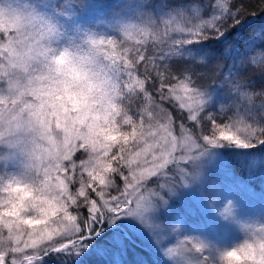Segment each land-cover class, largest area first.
<instances>
[{
	"label": "snow or ice",
	"instance_id": "6c2138e0",
	"mask_svg": "<svg viewBox=\"0 0 264 264\" xmlns=\"http://www.w3.org/2000/svg\"><path fill=\"white\" fill-rule=\"evenodd\" d=\"M209 6L216 12L204 20L201 7ZM242 14V10L233 12L227 0L219 4L192 0L186 8L144 11L135 22L122 24L119 31L124 37H140L131 47L119 36L90 34V43L103 59L104 94L98 109H85L80 103L69 107L67 100L43 99L51 95L45 90L43 64L60 40L58 22L32 6L31 0H0V264H40L48 254L61 251L79 256L104 241L101 233L109 225L114 226L113 243L123 244L122 217L144 225L151 221L160 245L156 237L167 230L152 218L157 198L165 200L164 190L174 192L200 175L198 165L190 168L185 160L195 162L209 146L225 142L245 148L264 144V88L258 94L261 103L256 104L257 94L246 90L249 83L244 76L225 74L222 64L209 67L204 55L186 49L194 41L223 37ZM257 50L264 48L253 46L241 66L251 67ZM176 57L188 59L177 67ZM141 64L143 79L136 76ZM171 66H176L175 74ZM251 70L264 73V67ZM17 74H22L20 79ZM206 74L218 82L206 84ZM215 85L225 86L227 99L215 100ZM149 89L154 95L148 96ZM134 96L149 99L150 108L135 110ZM173 100L187 109L193 127H201L200 135L189 137L194 151L182 149L179 160L171 116L162 107ZM213 104L218 105L214 111ZM222 116L227 122L221 125L217 121ZM161 119L166 123H159ZM69 120L78 125L76 135L66 126ZM77 150L88 156L79 165L72 158ZM170 165L177 170L175 175H170ZM152 183L156 189L149 187ZM76 184L79 188L72 194L69 185ZM98 200L103 203L98 205ZM81 209L84 215L77 222L71 213ZM194 246L200 264H211V256L204 255L208 246L196 237H186L163 251L182 258V250Z\"/></svg>",
	"mask_w": 264,
	"mask_h": 264
},
{
	"label": "rangeland",
	"instance_id": "374dc122",
	"mask_svg": "<svg viewBox=\"0 0 264 264\" xmlns=\"http://www.w3.org/2000/svg\"><path fill=\"white\" fill-rule=\"evenodd\" d=\"M191 2L192 0H118L109 13L96 10L83 16L72 4H67L66 0H31L32 6L53 17L60 25L61 37L58 43L76 41L91 32L97 35L119 36V39L127 40L129 47L134 45L140 37L136 35H133L131 39L124 37L119 31L122 24L135 22L144 11L165 13L175 8H186ZM199 2L204 4L205 0H199ZM214 2L219 4L223 0H214ZM227 2L228 7L236 12L237 9L233 5V1L227 0ZM215 12L216 9L212 6L205 9L201 7L200 15L204 20H210L211 15ZM195 23H200V21H195ZM233 39H235L234 36L224 40L218 51L212 50L213 44L207 43L205 40L194 41L192 44L186 45V49L193 55H204L209 67L222 64L225 74L232 71L244 76L245 82L249 83V88L246 90L257 94L255 103L260 104L261 98L258 97V94L264 88V83H262V87L258 88V82L264 80V73L252 71L251 67L253 69L258 66L264 67V51L257 50L253 54L252 60H250L251 67L241 66L240 62L246 55L252 54L253 46L257 49L264 48V24L259 33L243 46H239ZM176 58L179 60L188 59V57ZM207 76L208 74L204 81L206 84L218 82L208 79ZM214 87L215 100L227 99L225 86L215 85ZM176 103L178 104V102ZM150 106L151 102L141 111L150 108ZM217 106V104H213L210 110H216ZM162 107L166 108L164 105ZM183 111L187 116V109H183ZM129 114L132 115V113ZM171 121V135L175 138L174 154L179 160L182 149L186 152L194 151L195 145H191L189 137L195 139L200 135L201 127L197 125L193 130L185 124H175L172 116ZM226 122L223 116L217 121L221 125ZM159 123L165 124L166 120L161 119ZM259 146L264 148L263 144H256L249 148L250 151H247L248 148L241 146L237 148L234 143L225 142L221 145L209 146L208 152L195 162L185 160L183 163L190 168L198 165L200 175L193 182L188 181L185 185H178L174 192L164 190L163 195L166 203L165 200L157 198L158 206L152 212V218L155 223L162 225L167 230L160 232L156 237L160 241V245L156 244L153 237L151 221L144 225L133 217L121 218L124 221L123 225L135 232L160 255L156 263L142 264H184L181 257L167 256L163 247L175 248L185 241L186 237L203 240L208 245L204 255H210L214 259L216 249L231 247L245 238L246 225L264 223V149L259 150ZM74 154L78 155L77 158H73L77 165L81 160L88 158L81 150L72 153V155ZM254 159L261 160V164L255 172L248 174L245 165ZM182 166L183 164H181ZM170 168H173L170 175H175L177 170L172 165ZM125 174L127 175V173ZM57 175L59 173L53 172V176ZM52 182L55 184V179ZM149 187L156 189V184H149ZM78 188V184L69 185L72 194ZM229 202H231V209L228 208ZM229 211H231L230 214ZM176 226H178L177 231H171ZM26 238V235L22 236V239ZM108 239V247L111 250H108V254L116 264H120L124 257L122 250L126 247V241L123 238V244H114L111 236ZM50 255L51 253L44 257L40 264H82L79 256L72 255L68 263H63L56 260L55 256L48 257ZM197 255L200 256L199 253Z\"/></svg>",
	"mask_w": 264,
	"mask_h": 264
},
{
	"label": "clouds",
	"instance_id": "9594fccd",
	"mask_svg": "<svg viewBox=\"0 0 264 264\" xmlns=\"http://www.w3.org/2000/svg\"><path fill=\"white\" fill-rule=\"evenodd\" d=\"M91 32L82 38L68 43H56L52 46L43 64L46 91L51 93L43 99L51 102L53 99L67 100L69 107L73 103H80L87 109L91 106L98 109L104 94L103 59L89 41ZM22 74H17V79ZM72 115H76L75 112ZM73 135L77 134L78 125L67 121ZM80 132L85 131L79 129ZM60 136H57V141ZM47 148V144L44 145ZM56 146H53V151ZM231 204V202H230ZM245 238L231 247L218 248L211 264H261L264 260V223L245 226ZM207 245V244H206ZM208 246V245H207ZM254 250V251H253ZM195 246L181 252L184 264H200Z\"/></svg>",
	"mask_w": 264,
	"mask_h": 264
},
{
	"label": "trees",
	"instance_id": "16d2710c",
	"mask_svg": "<svg viewBox=\"0 0 264 264\" xmlns=\"http://www.w3.org/2000/svg\"><path fill=\"white\" fill-rule=\"evenodd\" d=\"M117 1L118 0H73L71 4L83 16H87L95 12L96 10L109 13L114 7V5L117 3ZM232 1L237 11L242 10L244 14L240 15L239 23H236L231 28H229V30L224 34L223 37H209V39L205 40L207 43L213 44L212 50L214 51H218L222 47L221 44L223 43V41L226 40L228 37L231 38L232 36L235 37L233 41H235L239 46H243L245 43H247L248 40H250L259 33L262 28V25L264 24V0ZM174 61L177 62V67L181 66V63H179L181 60L176 58L174 59ZM176 66H171L174 74L176 71ZM261 67L262 66H258L255 69ZM149 71L153 76L155 75V72L152 70L151 65H149ZM160 71L164 72V69L161 68ZM143 72L144 67L141 64V67L136 73L137 78L143 79ZM262 83H264L263 79L258 82V88L263 86ZM152 95H154V93L151 89H149L148 96ZM150 102L151 101L149 99L143 96H134L132 99L133 106L137 111L143 110L145 106ZM164 106L168 109L175 124L181 123L185 124L187 127H190L193 130L195 129V127H193V122L186 118V113L183 111V109H180L178 107V104L174 102V100L171 102V104L166 102ZM258 149L262 150L264 148H262V146H259ZM247 151H250L249 148L247 149ZM77 157V154L72 155V158ZM259 164H261V160L254 159L251 162L249 161L245 165L247 173L250 174L252 172H255ZM117 183H121L120 180H117ZM92 198H96L95 193H93ZM102 203L103 201L98 200V205ZM71 214L73 216H77V222H79V217L81 215H84V210L81 209L80 213L73 211ZM113 230L114 226L112 225L106 227L104 229V232L101 233V236L104 237V241L100 244L94 243L90 245L84 253H81L79 255L82 264H116L115 260L111 259V256L108 254V250H110V248L108 247V238L111 236L110 234L113 232ZM119 231L124 233L123 238L126 241V247L122 250V256L124 257L120 264L156 263L159 260V253L154 248H152L147 242L142 240L130 228L122 224ZM96 239L99 240L100 238L97 237ZM72 255V253L61 251L52 252L51 255L48 257L53 258V256H55L56 260L61 261L63 263H68L71 260L70 257Z\"/></svg>",
	"mask_w": 264,
	"mask_h": 264
}]
</instances>
